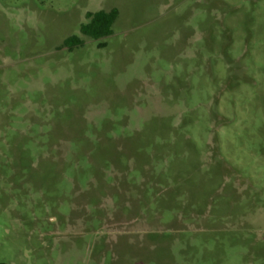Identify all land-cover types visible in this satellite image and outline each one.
<instances>
[{
	"label": "rangeland",
	"instance_id": "1",
	"mask_svg": "<svg viewBox=\"0 0 264 264\" xmlns=\"http://www.w3.org/2000/svg\"><path fill=\"white\" fill-rule=\"evenodd\" d=\"M0 261L264 264V0H0Z\"/></svg>",
	"mask_w": 264,
	"mask_h": 264
},
{
	"label": "trees",
	"instance_id": "2",
	"mask_svg": "<svg viewBox=\"0 0 264 264\" xmlns=\"http://www.w3.org/2000/svg\"><path fill=\"white\" fill-rule=\"evenodd\" d=\"M118 11L113 9L111 11L99 10L96 12H88V22L83 23L81 26V33L87 35L93 39H101L110 36L113 33V24L117 19ZM84 44V40L77 36L72 35L66 40V45H68L70 50H73L77 46ZM101 45H106L102 43ZM0 264H8L6 262H1Z\"/></svg>",
	"mask_w": 264,
	"mask_h": 264
}]
</instances>
